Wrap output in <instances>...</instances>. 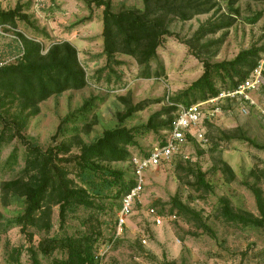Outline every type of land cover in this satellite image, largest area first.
<instances>
[{"label":"rangeland","instance_id":"1","mask_svg":"<svg viewBox=\"0 0 264 264\" xmlns=\"http://www.w3.org/2000/svg\"><path fill=\"white\" fill-rule=\"evenodd\" d=\"M111 1L115 12L143 11L145 6L144 0ZM231 1L212 0L211 10L187 20L171 16L170 34L162 38L158 58L152 63L153 70L162 64L165 76L143 78L136 59L121 53L116 56L123 64L101 72L107 63L103 54V7L89 6L83 0H0L1 10L19 7L27 16L15 26L0 23V66L22 57L24 43L20 34L42 43V54L53 43L68 41L78 50L88 80L85 88L52 95L35 107L7 102L5 107L0 105V115L21 123L26 138L43 149L62 142L70 144L67 156L77 155L82 144L92 142L121 122L128 128L145 125L152 114L170 108L172 99L202 75L203 59L213 62L232 59L243 49L264 45V0ZM214 26L222 28L198 38L202 27ZM254 97L264 107V83ZM90 99H95L96 108L88 121L68 124L66 132L53 139L62 119ZM144 100L149 102L148 106L131 114L130 105ZM230 107L204 124L207 143L191 141L184 147L188 158L177 156L170 163L146 171L142 202L135 207L104 264H264V232L226 222L221 209V200L227 199L234 210L259 215L253 189H261L264 196V149L251 141L264 147V117L255 108L242 114L239 105ZM170 115L159 116L157 124L161 125ZM75 127L79 129L77 135L72 130ZM164 135L163 129L141 133L135 138L137 144L129 146V150L141 154L159 143ZM15 150L16 158L11 159ZM25 159L26 148L18 138L0 149V264H32L29 247H36L47 236L82 233L91 222L94 228L101 227L103 237L99 247L108 244L116 225L119 199L115 198L103 199L105 209L96 208L91 213L81 209L71 214L64 226L58 206H53L49 233L36 228L24 232L20 227H6L8 219L24 211L26 201L11 193L4 202L2 184L20 174L26 166ZM224 163L231 167L230 175L222 168ZM105 165L124 170L127 177L133 175L129 161ZM200 171L211 189L199 185ZM75 181L87 188L100 189L107 196L117 191L107 179L95 175L78 177ZM174 197L197 211L210 228H198L176 211L172 213ZM150 206L164 216L163 225L151 221L147 214ZM38 257L41 264H60L66 254L55 250L50 255L38 252Z\"/></svg>","mask_w":264,"mask_h":264},{"label":"trees","instance_id":"2","mask_svg":"<svg viewBox=\"0 0 264 264\" xmlns=\"http://www.w3.org/2000/svg\"><path fill=\"white\" fill-rule=\"evenodd\" d=\"M236 1L232 0L231 3ZM83 2L89 6L103 7V54L107 63L101 72L111 68L112 65L123 64V61L116 56L121 53L136 59L142 68L140 77L143 78L165 76L163 65L153 70L152 63L158 58V48L162 38L170 34L169 18L175 16L187 20L213 8L212 0H144L143 11L122 9L115 12L111 0H83ZM25 17L27 16L20 12L19 7L12 10L0 9V23L4 25L15 26L18 20ZM221 28L202 27L197 33L198 38L215 33ZM20 36L24 43L22 57L15 63L0 66L1 106L5 107L7 102L9 104L21 102L26 107H35L52 95L67 90H80L87 86L86 70L79 60L78 50L70 42H55L48 48L46 54H42L44 49L42 43L29 39L23 34ZM263 55L264 45L243 49L232 59L216 62L203 59L202 75L174 97L172 102L189 105L217 96L223 90L236 88L250 76ZM94 100L85 101L76 111L67 114L53 139L65 133L68 124L79 120L88 121L89 115L96 108ZM148 103L147 100L141 101L136 105H130L128 110L131 114L142 111ZM228 106L233 107L229 103L225 109ZM174 110L175 106L172 105L166 110L155 112L148 122L141 126L128 128L121 122L105 130L92 142L82 144L80 153L72 156H67L71 152L70 144L62 142L43 149L26 138L20 127L21 123L5 120V117L0 115V149L14 138H18L26 148L25 168L16 178L2 184L1 195L4 202H7L11 193L24 197L26 207L21 214L8 219L6 227H20L24 232L29 228H36L49 233L52 228L53 206H58L61 226H64L69 216L81 209L90 213L96 208L105 209L107 204L104 198L119 199L116 205L118 212L123 197L134 185V178L133 175L127 177L124 170L110 168L105 163L130 161L134 154L129 150V146L137 144L135 138L151 130H167ZM164 114L171 115L166 121H162L161 125L157 124L158 117ZM72 130L77 135L79 129L75 127ZM251 142L254 146L264 149L263 146ZM15 153L16 150L12 153L11 159L16 158ZM183 155L184 149L173 159L177 156L184 158ZM222 168L226 174H231L232 169L227 163H224ZM87 175L107 179L111 186H116V194L107 196L100 189L87 188L76 183L75 178H85ZM198 183L206 190L211 189L210 183L205 181L201 171ZM253 191L259 215L236 211L227 199H222V216L226 222L264 232V196L259 188H254ZM175 211L188 221L195 222L198 228L205 230L210 228L197 211L177 197L173 199L171 212ZM89 225V229L82 233L47 236L41 239L36 247H29L32 264H41L38 252L50 255L55 250H61L66 254V258L62 259L60 264H98L95 253L103 234L100 226L94 228L92 222ZM85 226L88 228L87 222ZM17 253L20 254L19 249Z\"/></svg>","mask_w":264,"mask_h":264},{"label":"built area","instance_id":"3","mask_svg":"<svg viewBox=\"0 0 264 264\" xmlns=\"http://www.w3.org/2000/svg\"><path fill=\"white\" fill-rule=\"evenodd\" d=\"M264 83V55L250 76L236 88L221 91L217 96L193 104L172 103L175 106L169 128L164 138L151 149L134 154L130 159L133 168L134 185L123 197L121 207L116 216V227L108 244L99 247L95 253L98 264H104L105 258L124 233L128 219L133 215L135 207L140 204L146 184V171L158 168L162 163H170L174 156L191 140L208 142L204 124L220 117L227 104L239 105L242 114H248L249 108L257 109L264 117V107L254 97ZM185 158L189 156L184 154ZM147 214L155 225H163L162 216L156 207L147 208ZM145 242V241H144Z\"/></svg>","mask_w":264,"mask_h":264}]
</instances>
